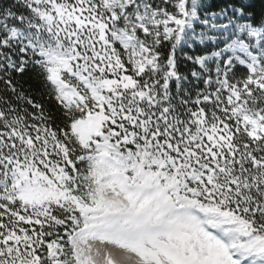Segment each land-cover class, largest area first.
<instances>
[{"label": "snow or ice", "instance_id": "snow-or-ice-1", "mask_svg": "<svg viewBox=\"0 0 264 264\" xmlns=\"http://www.w3.org/2000/svg\"><path fill=\"white\" fill-rule=\"evenodd\" d=\"M0 264H264V7L0 0Z\"/></svg>", "mask_w": 264, "mask_h": 264}, {"label": "trees", "instance_id": "trees-1", "mask_svg": "<svg viewBox=\"0 0 264 264\" xmlns=\"http://www.w3.org/2000/svg\"><path fill=\"white\" fill-rule=\"evenodd\" d=\"M247 2L251 3L257 11L264 7V0H247Z\"/></svg>", "mask_w": 264, "mask_h": 264}]
</instances>
